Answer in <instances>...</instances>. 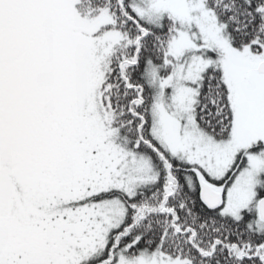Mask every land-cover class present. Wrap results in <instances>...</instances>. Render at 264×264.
<instances>
[{
	"label": "snow or ice",
	"instance_id": "6c2138e0",
	"mask_svg": "<svg viewBox=\"0 0 264 264\" xmlns=\"http://www.w3.org/2000/svg\"><path fill=\"white\" fill-rule=\"evenodd\" d=\"M0 264H264V0H0Z\"/></svg>",
	"mask_w": 264,
	"mask_h": 264
}]
</instances>
